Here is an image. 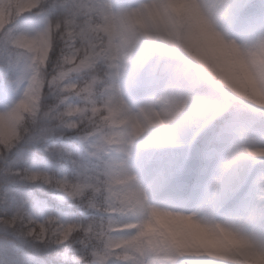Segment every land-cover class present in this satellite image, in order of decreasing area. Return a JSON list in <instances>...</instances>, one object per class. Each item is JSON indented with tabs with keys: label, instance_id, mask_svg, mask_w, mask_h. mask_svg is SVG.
<instances>
[{
	"label": "snow or ice",
	"instance_id": "1",
	"mask_svg": "<svg viewBox=\"0 0 264 264\" xmlns=\"http://www.w3.org/2000/svg\"><path fill=\"white\" fill-rule=\"evenodd\" d=\"M0 264H264V0H0Z\"/></svg>",
	"mask_w": 264,
	"mask_h": 264
}]
</instances>
